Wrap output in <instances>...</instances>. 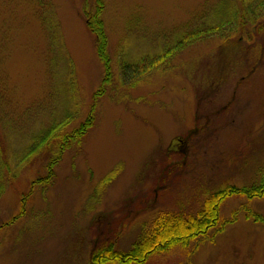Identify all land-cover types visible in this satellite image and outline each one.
I'll use <instances>...</instances> for the list:
<instances>
[{
    "label": "rangeland",
    "instance_id": "rangeland-1",
    "mask_svg": "<svg viewBox=\"0 0 264 264\" xmlns=\"http://www.w3.org/2000/svg\"><path fill=\"white\" fill-rule=\"evenodd\" d=\"M45 1L46 8L39 0H0V146L8 155L73 106L54 89L46 9L75 65L79 108L68 132L85 120L103 80L83 10L93 0ZM105 2L113 83L99 101L94 128L65 153L54 182L37 187L26 216L5 227L32 183L47 174L50 153L8 183L0 200V264H89L102 240L117 239L127 251L161 214L195 211L209 194L250 187L264 174V12L247 13L243 30L196 42L160 62L177 34L241 1ZM124 55L157 63L124 83ZM244 206L264 216V198L236 196L223 204L222 222ZM208 237L146 264H264V225L244 212Z\"/></svg>",
    "mask_w": 264,
    "mask_h": 264
},
{
    "label": "trees",
    "instance_id": "trees-1",
    "mask_svg": "<svg viewBox=\"0 0 264 264\" xmlns=\"http://www.w3.org/2000/svg\"><path fill=\"white\" fill-rule=\"evenodd\" d=\"M42 7H47L45 0H39ZM240 4L233 3L228 8L213 14V21L204 23L194 29L181 32L174 37L173 46L161 55L159 61L172 57L196 42H201L210 37H224L227 33H234L238 28H246V14L251 18L258 17L264 12V0H240ZM105 0L86 2L84 16L86 26L94 37L95 49L103 65L104 74L100 88L94 93L89 112L85 120L71 132L68 128L78 114L79 100L77 95V81L75 65L67 52L61 28L54 18L52 10L46 9L43 24L49 32V42L52 50L50 71L54 89L64 92L73 101L72 109L57 118L47 128H43L36 135L31 136L27 143L11 155L4 153L0 146V200L4 196L8 183L19 175L23 168L39 154L47 151L50 161L47 164V174L32 183L31 191L22 196L19 214L16 215L5 227L13 225L26 216L28 201L37 187H47L52 184L57 176L56 168L62 162L65 153L73 146L80 145L96 124V113L100 99L112 85L115 74L113 60L110 56V39L107 32L104 15L106 12ZM122 81L138 80L145 73L151 71L156 65L152 57H142L138 60L130 59L127 55L121 56ZM117 170L113 171L102 183L104 187L115 177ZM246 197L248 200L264 198V174L259 182L250 187L239 188L225 186L207 196L195 211L182 209L178 212L161 214L149 230H142L137 239L127 251L118 248L117 239H104L95 246L91 253L89 264H146L154 255H161L173 251L175 248H189L200 238H209V234L222 232L228 225L239 220L242 212L245 219L264 225V216L253 212L248 207H242L232 213L230 219L222 222L221 208L232 197ZM3 229V228H1Z\"/></svg>",
    "mask_w": 264,
    "mask_h": 264
}]
</instances>
